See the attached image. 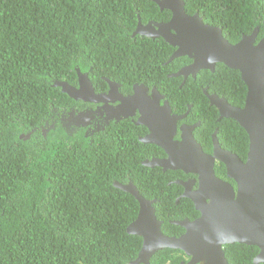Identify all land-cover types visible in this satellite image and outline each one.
Returning <instances> with one entry per match:
<instances>
[{
    "label": "trees",
    "instance_id": "16d2710c",
    "mask_svg": "<svg viewBox=\"0 0 264 264\" xmlns=\"http://www.w3.org/2000/svg\"><path fill=\"white\" fill-rule=\"evenodd\" d=\"M185 3L189 14L197 12L206 23L221 27L232 43L257 25L264 30V0ZM170 18V10H159L153 0H0V264H133L143 242L127 230L138 213L136 198L113 185V180L126 179L98 170L102 160L97 155L93 159L90 150L66 149V139L83 140L85 146L88 141L84 128L76 134L62 121L71 103L57 80H76L78 72L89 71L94 78L128 82L123 87L129 89L130 79L140 72H159L150 83L167 87L173 96L186 89L185 103L200 113L197 129L212 131L219 125L220 140L233 146L235 139L221 132L234 125L249 143L236 120L215 122L211 112L216 108L200 87L202 83L232 104L243 105L247 87L239 70L218 63L214 72L202 69L195 79L190 76L185 86L175 77L162 78L192 59L180 56L165 63L175 47L163 37L135 30L139 20L145 24ZM239 151L245 160L248 145ZM140 162L117 160L126 169L137 165L132 179L140 189L159 190L161 176L153 170L173 173L150 170ZM165 184L167 199L174 204L177 186ZM154 206L159 214L158 199ZM170 218L165 217L167 227L182 228ZM183 254L159 249L151 264H179Z\"/></svg>",
    "mask_w": 264,
    "mask_h": 264
},
{
    "label": "water",
    "instance_id": "95a60500",
    "mask_svg": "<svg viewBox=\"0 0 264 264\" xmlns=\"http://www.w3.org/2000/svg\"><path fill=\"white\" fill-rule=\"evenodd\" d=\"M157 2L162 10H170L171 19L167 22L152 21L146 25L139 20L138 26L145 27L142 35L153 38L162 36L170 44L178 46L179 56H187L193 60L180 73H193L195 76L202 69L214 72L218 63L240 71L248 89L243 107L233 106L217 94L208 96L211 104L219 108L223 117L236 120L246 130L249 149L243 160L237 153L223 149L215 142L214 155L203 154L210 161H203L202 169L197 171V194L203 201L193 198L200 209V216L193 221L182 222L187 230L180 236L164 234L161 221L155 216L152 206L154 200H148L141 194L137 196L139 211L127 227L129 233L140 235L143 239L136 260L147 261L159 249L169 247L183 250L191 257L187 263L182 264H196L198 260L206 262L202 264H208L216 257V253L225 259L222 245L236 241L258 244L264 253V35L258 40L260 27H256L251 33L244 34L238 42L232 43L224 36L221 27L205 23L197 12L189 14L185 0ZM154 28L156 33L152 34L150 29ZM109 82L111 86H120L119 83ZM55 85H60L73 98L80 96L81 90L66 81L55 82ZM138 89L145 94L149 93V88L144 83ZM151 91L154 93L157 90L154 87ZM134 92H137V86ZM92 100L100 101L102 95L95 93ZM136 100L137 96L135 98L134 95L132 101L136 103ZM159 109L152 103L140 107L142 114L152 124L153 132L148 139L161 145L163 135L159 128L163 130L161 124L166 119L160 118ZM75 119L81 126H85L88 121L81 113ZM193 127L194 125L190 129ZM186 138L194 155L202 154V146L195 140L192 131L184 137ZM216 159L225 165L226 175L235 181L236 188L215 174L212 163ZM158 163L164 170H172L176 165L167 159L158 160ZM117 187L132 193L138 191L134 183ZM242 229L249 232L244 234ZM260 260L264 261V256H260ZM219 264L225 263L221 261Z\"/></svg>",
    "mask_w": 264,
    "mask_h": 264
},
{
    "label": "flooded vegetation",
    "instance_id": "af4514ba",
    "mask_svg": "<svg viewBox=\"0 0 264 264\" xmlns=\"http://www.w3.org/2000/svg\"><path fill=\"white\" fill-rule=\"evenodd\" d=\"M154 1L157 2V0ZM143 25H137L135 31L138 33L144 31L145 27H143ZM256 27H260V25H257ZM261 28L262 27H260L259 33L264 32V30ZM150 31L152 34H155L156 28L150 29ZM244 34V32L241 33L238 41L243 37ZM177 51L173 50L170 59L178 56ZM192 61H184L185 64L181 65L180 68H187L188 65L192 63ZM174 73L175 72H169L164 76L170 78L169 75ZM139 74L140 75L138 77L134 78V81L133 78L130 79L129 84L131 87L129 89L123 87L128 82L120 81L118 79H110L104 75L101 76V79L94 78L90 75L89 71L83 73L78 72L76 80H62L79 88L81 90V97L79 96L77 99L71 98V96L67 93L69 95L71 105L67 110V114H62L61 119L65 123L66 127L71 132L76 134H78L79 128H84V136L88 138L87 146H85L83 140H73L72 143L71 141L67 140L64 145L67 150L70 148H75V146L81 150H90V154L93 159L97 155L98 158L102 160L98 170L104 169L106 176L108 177L121 176L126 179V181L123 182L113 180L114 186L131 185V183H134L132 176L136 175L137 171V165H133L126 169L125 164L117 163L118 159H140V164L143 167H147L150 170L159 168L163 172L168 171V169L164 170V168L158 163V160L167 159L173 161V164L176 163L175 168L172 169L173 173L171 176L169 173L164 175L158 170H153L158 172V174L161 176L156 181L158 183V187H160L158 191L154 192L148 188L140 189L134 183L138 188V191L134 193L130 191L128 192L135 198H137V196L139 197L141 194L148 200H154L152 206L155 216L159 221H161L162 232L169 236H180L187 230L186 225L182 224V222L186 223L193 221L200 216V209L197 207L193 199L195 198L197 200L200 199V201H203V199L197 194L199 187V173L197 171L202 169L203 161L210 162L206 155H214V143L218 142L221 148L235 152L239 156V149L242 146L245 148L246 145H248L249 149V143L246 141L244 132L237 130L234 125L232 127L228 126L227 129L224 128L221 132H228L229 137L231 139H235L233 146H231L229 142L224 143L220 140V137L218 136L220 132L219 125H216L212 131H210V127L203 130L197 129V127H199L201 124L200 121L197 120L200 116V113L195 109L191 110L193 106L192 104L185 103L184 97L187 93L186 89L183 91L178 90L177 94L173 96L169 93V89L167 87L159 88L156 85L150 83L155 82L156 79L159 78L158 74L160 73H156L157 76L150 71H143ZM164 76H162V78ZM179 76L182 77V84L181 79H175L180 81L181 85L185 86L188 78L191 76L195 79L197 77V73L195 76L193 73H188L187 75L182 73ZM109 80L113 83H119L120 86H111ZM58 81L59 80L56 82ZM142 83L148 86V94H145L142 90L138 89V86ZM136 86L137 92H134V88ZM154 87L157 91L153 93L151 90ZM200 87L203 90L202 93L206 98H208L209 105L216 108L213 112H211V114L216 117L215 122L221 121L223 116L221 115L219 108L216 105L211 104L208 96V94L217 93L214 91H209V86L202 87V83L200 84ZM90 90H92V92ZM247 91H245L246 95L244 104ZM94 92L96 94L102 95V100L93 101L92 99L95 96ZM134 95L135 98L137 96L136 103L132 101ZM217 95L221 98H225L228 103L233 106H244V104H232L229 102L226 96L219 94ZM147 103H152L156 108H160V118L166 119L162 121L161 124V126L164 127L163 130L159 128V131H161V134L163 135V142L161 145L148 139V137L153 132L152 124L145 118V115L142 114V111L140 110V107ZM186 106H188L187 109ZM79 113L84 115L85 120H88L83 127L78 124L75 119ZM193 125L194 127L191 130L190 127ZM190 131H192L195 140L202 146V154L194 155L193 148H191L189 141L187 138L184 139V137H187ZM101 132L104 133L102 134ZM107 140H110L111 143H109ZM91 150L94 151V153ZM73 161H75V158L70 160L71 165H74ZM212 164L215 174L218 177L229 181L236 188L235 181L228 177L226 178L227 175L225 165L218 159L213 161ZM195 168L196 170H193ZM165 180L169 185L175 184L177 186V188L174 189V191L177 193H173L176 194L174 204L167 199L169 197V189L165 184ZM145 192H147V194ZM157 195H160L161 199L156 197ZM157 199L160 204L158 207L159 214H157V208L154 206ZM180 199H190L192 202L191 204L187 202L180 203ZM169 216H172V218L168 219L169 222L182 228L167 227L165 224V217ZM248 232L249 230L242 229V233L245 234ZM222 248L225 259H222V257L216 253V257L211 259L210 261L212 262L208 264H219L221 261H223L225 264H264V261L260 260V256H264V253L258 244L236 241L232 243H225L222 245ZM190 258L191 257L184 253L183 256L178 257L179 264H182L183 262L187 263ZM257 259L258 261L256 262ZM135 261L136 260H133L132 263ZM200 263L202 264L206 262L199 260L196 262V264ZM138 264L146 263L142 261ZM164 264L174 263L170 261Z\"/></svg>",
    "mask_w": 264,
    "mask_h": 264
},
{
    "label": "clouds",
    "instance_id": "9594fccd",
    "mask_svg": "<svg viewBox=\"0 0 264 264\" xmlns=\"http://www.w3.org/2000/svg\"><path fill=\"white\" fill-rule=\"evenodd\" d=\"M158 3V2H157ZM158 5H159V10H161V11H163L162 9H161V6H160V4L158 3ZM170 20V19H169ZM168 20V21H169ZM150 21V20H149ZM158 22H161V21H158ZM163 22H167V21H163ZM264 23V22H263ZM146 24V23H145ZM256 28V27H255ZM136 32V31H135ZM136 33H138V32H136ZM140 35H142L141 33H139ZM249 34V33H248ZM143 36H146V35H143ZM160 37H162V36H160ZM156 38H158V37H156ZM155 39V38H154ZM168 42V41H167ZM236 43V42H235ZM172 45V44H171ZM172 46H174L175 48L173 49V50H175V51H177V49H178V46H175V45H172ZM173 52V51H172ZM171 56H172V54H171ZM170 56V57H171ZM170 57H169V59L165 62V63H169V62H171V61H173L175 58H177V57H180L179 55L178 56H175V57H173V58H171L170 59ZM189 58V57H188ZM182 70V68H180V70H178L177 72H175L174 74H172V75H169V77H175V78H178V77H181V76H179L180 74H182V73H180V71ZM199 72V71H198ZM198 72H197V74H198ZM159 73V72H158ZM177 73V74H176ZM161 75V74H160ZM164 76V75H163ZM111 79V78H110ZM181 84H182V78H181ZM180 84V85H181ZM67 140H69V141H71L70 139H66L65 141H64V144H65V142L67 141ZM71 143H72V141H71ZM73 145V144H72ZM75 148H78V147H76L75 146ZM127 192V191H126ZM136 201L138 202V200L136 199ZM138 205H139V202H138ZM139 210V209H138ZM143 240V239H142ZM142 244H143V242H142ZM141 247H142V245H141ZM141 249V248H140ZM140 251V250H139ZM138 254H139V252H138ZM154 255H150V259H149V263L148 264H151V258L153 257ZM138 258V255H137V257L134 259V260H136Z\"/></svg>",
    "mask_w": 264,
    "mask_h": 264
},
{
    "label": "bare ground",
    "instance_id": "6f19581e",
    "mask_svg": "<svg viewBox=\"0 0 264 264\" xmlns=\"http://www.w3.org/2000/svg\"><path fill=\"white\" fill-rule=\"evenodd\" d=\"M154 1V0H153ZM156 2V1H155ZM157 3V2H156ZM158 4V3H157ZM186 4V3H185ZM199 14V13H198ZM193 15V14H192ZM172 16V15H171ZM199 16H201L200 14H199ZM202 17V16H201ZM171 19V18H170ZM150 21H155V20H153V19H151ZM206 23V22H205ZM60 81H62V80H59L58 82H60ZM91 92H92V90H90ZM86 94V93H85ZM94 95V94H93ZM92 95V96H93ZM81 97V96H80ZM71 98H73V97H71ZM76 99V98H75ZM87 138V137H86ZM87 141H88V138H87ZM149 259H150V256H149V258H148V260L147 261H145V260H143V259H141V261L140 260H136L135 262H133V264H138V263H140V262H142V261H144L146 264H148L149 263ZM131 263H132V261H131ZM201 264V263H200Z\"/></svg>",
    "mask_w": 264,
    "mask_h": 264
}]
</instances>
